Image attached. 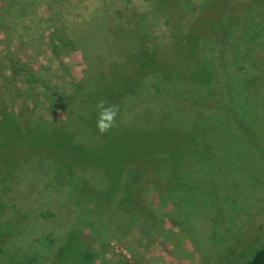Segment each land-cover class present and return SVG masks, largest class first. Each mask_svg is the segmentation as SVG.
<instances>
[{"label":"rangeland","instance_id":"1","mask_svg":"<svg viewBox=\"0 0 264 264\" xmlns=\"http://www.w3.org/2000/svg\"><path fill=\"white\" fill-rule=\"evenodd\" d=\"M221 2L212 0L205 7L207 12L218 16L224 8ZM195 3L197 0H191L189 7L193 18L200 12ZM105 4L144 14L150 13L151 0H60L55 7L60 8L65 26L86 33L93 9ZM0 7L5 8L3 0ZM27 13L14 20L21 29L10 35L12 40L8 27L0 26V76L9 78L0 77L3 91L16 85L24 88L22 75L35 72L70 93L86 66L83 53L73 47L54 52L47 44L44 35L53 26L46 20L50 14L47 0H34ZM32 15L37 17L34 22L30 21ZM147 19L145 44L136 43L141 47L126 43L127 38L123 44L112 34L98 41L108 50L104 62L115 66L118 58L116 67L131 73L130 83L141 84L134 77L142 61L151 66L152 55L157 59V65L150 68L158 75L154 89L145 95L138 92L140 109L134 108L137 104L132 98L127 99L129 105L116 118L125 124L120 129L115 122L111 129H120L121 137L108 142L107 156L114 161L135 155L136 161H142L147 149L155 148L165 155L175 149L171 161L177 164L183 154L192 157L193 152L196 179H159L150 172H141L136 179L128 175L122 191L113 198L118 209L92 212L97 215L95 223L87 228L83 219L77 223V216L80 219L84 212L76 204L77 196L83 193L80 187L97 192L105 189L106 181L58 179L53 169L49 172V163L34 160L20 165L19 150L10 151L15 163L11 168L3 165L6 178L0 179V264H242L256 249L264 248V32L248 57L246 51L238 53L243 63L236 71L230 53L222 62L216 60L217 69H212L208 64L211 49L198 42L199 36L173 31V23L167 27L162 18L157 22L150 14ZM188 23L192 30L205 24L198 19ZM42 42L46 44L41 46ZM155 45L153 51L145 50ZM225 45L218 40L215 50L222 51ZM10 53L13 76L5 59ZM236 75L244 79L239 81ZM100 87L105 91L110 88L106 84ZM116 89L110 102L119 97ZM17 93L16 103H20L24 93ZM7 102L13 104V99ZM37 113L46 121L58 117L48 112L46 105ZM180 182L191 184L193 192L186 191L187 195L180 197L187 211L178 207L179 211L173 212L177 221L163 214L177 205H168L163 199L169 185L178 200L175 190ZM216 195L219 201L214 206L208 204ZM184 214L190 219L182 227ZM131 217L138 225L130 228ZM68 236L70 248L63 250Z\"/></svg>","mask_w":264,"mask_h":264},{"label":"trees","instance_id":"2","mask_svg":"<svg viewBox=\"0 0 264 264\" xmlns=\"http://www.w3.org/2000/svg\"><path fill=\"white\" fill-rule=\"evenodd\" d=\"M3 1L5 2V8L0 7V13L3 12L0 15V26L8 27L6 32L10 37L16 30L21 29L19 23L14 20L22 18V16L23 18L28 16L27 8L34 0ZM180 1L182 2V0H151L150 13L144 14L136 11L130 12L125 7H123V10H121L122 8L112 9L111 5L105 4L100 8L93 9L91 18L86 22L90 29L88 32L82 33L73 26L71 28L65 26L60 18V8L55 7L58 6L60 0H47L50 14L46 20L53 22L52 29L47 31V35L42 34L48 37L47 44L50 45L53 51L67 47L80 50L85 57L86 66L82 77L71 85L70 93H66L64 89L51 84L45 77L35 72L22 75L23 84L21 86H24V88L16 85L13 89L3 91L0 85V177H2L0 179L6 178L2 174L3 165L9 164L11 168L15 163L14 157L10 156L9 152L18 149L20 154L18 164H29L34 160L40 164L49 163V172L51 173L53 169L58 179H100L101 182L102 180L106 181L105 189H98L97 192L90 188L80 187L83 189V193L77 196L76 204L81 206L84 212L80 215V219L79 215L77 216V223L83 219L85 227L92 226L95 223L94 218L97 215H93L92 212L118 209L114 205L116 202L113 198L116 192L122 191L123 179H127L128 175L131 179H136L141 172L148 175V172H150L159 179H196L195 174L197 171H195L191 160L193 152L192 157L191 154H183L178 159L177 164L171 161L175 156V149L165 155L161 151H156L155 148L147 149L144 152L142 161H136L135 155L127 159L117 158L113 161L112 156H107L106 147L109 146L107 145L108 142L110 143V141L121 137L118 131L125 123L116 119V125H119L120 129L114 132L110 130L111 132L103 135L98 132L96 127L98 115L96 105L98 101L103 100L106 102L107 100L106 105L116 106L118 113L121 114L123 108L129 105L127 99L131 100L132 98L137 104L141 100V98L140 100L137 99L138 92L141 95L152 92L155 87L154 83L158 80L157 73L150 71L153 69H150L151 66L157 65L155 54L152 55L153 64L151 66L148 62L142 61L143 65H140L141 68L135 72L134 80L138 79L141 82L139 85L135 81L129 82L133 78L130 77L131 73L129 71L116 67L119 63L118 58L115 59V66L106 64L103 58L108 54L107 47L99 46L100 40L104 37L112 34V37L119 39L123 44L125 38H127L126 43L131 42V45L135 43L134 46L141 47L142 44H145L143 39L147 37V33H145L146 22L150 14L157 22L162 18L163 24L167 27L170 23H173V31H180L188 36H199L198 42L203 43L202 46L211 49L208 64L212 69L216 68V60L219 59L222 62V60H225V56L230 53V55H233V61L231 62L236 65L234 67L236 71L243 63L240 62L238 53L246 51L244 54L248 57L250 51L256 47L254 43L259 41L260 33L264 32V0H249L247 2H244V0H222L221 3L224 8L220 14L218 13V16L207 12L206 8L208 7L206 6L212 0H197L195 5L199 6L200 12L197 13L198 17L196 18L190 15L192 13L191 9L189 10L191 0H184V3L181 4ZM227 2L230 3L227 4ZM137 15H141L140 19H134ZM185 16L190 18L189 21L184 23L182 18ZM35 18L37 17L32 15L30 21L34 22ZM195 19L200 20V23H205L204 28L199 27L192 30L191 24L188 22ZM204 20L206 22H202ZM240 25H242L241 30L239 29ZM245 25L249 29L244 28ZM245 35L248 36L245 40H241ZM10 39L12 40L11 37ZM218 40L224 41L226 44L222 51L215 50ZM42 44L46 43L42 42L41 46H43ZM154 49H156V45L145 50L153 51ZM88 51L93 53L89 54ZM11 58L12 53L5 59L11 76H13L12 74L15 73ZM0 77L3 80L9 79L4 74ZM237 77L236 75L234 78L239 81L244 79ZM100 84H106L110 88L107 91L102 90ZM115 88L120 90H115V93L118 92L119 97L112 99L110 102ZM17 92L25 94V96L23 94L24 97L22 96L23 99L20 103H16L17 98L15 95L18 94ZM32 94L35 95L31 96ZM9 98L13 99V104L7 102ZM45 105L48 112L55 113L58 117L46 121L37 113V110L45 107ZM134 108L140 109L141 105L137 104ZM4 151L9 155L5 156ZM81 168L84 171L81 172ZM26 171L29 172L30 169ZM190 186L191 184H188V182L177 184L175 193L179 195V199L176 200L172 194L174 188L168 185L167 196L163 200L168 205L176 204L177 208L181 207L182 211L184 209L187 211L181 203L182 198L180 197L186 196L187 194L184 193L186 191L193 192L189 189ZM178 191L179 193L183 192L184 195L178 194ZM216 196L211 197L208 204L214 206L220 199L218 195ZM224 198L222 197V199ZM41 199L42 197L39 200L41 201ZM119 199H117L118 202L122 201V199ZM226 199L224 200L226 201ZM201 201L204 203L203 200ZM177 208L172 207L171 212L163 214L173 216L179 221V218H176L174 214L176 210L179 211V208ZM151 213L155 214L156 212ZM186 216L184 214L182 224H180L181 221L178 222L182 227L185 220L190 219L189 216ZM148 217L153 219V216ZM135 225H138V223L131 217L129 227ZM70 241L71 238L68 236L65 241L67 246L61 248L63 250L70 248ZM242 264H264V248L256 249L250 260Z\"/></svg>","mask_w":264,"mask_h":264},{"label":"clouds","instance_id":"3","mask_svg":"<svg viewBox=\"0 0 264 264\" xmlns=\"http://www.w3.org/2000/svg\"><path fill=\"white\" fill-rule=\"evenodd\" d=\"M96 108L98 111L96 127L98 132L103 135L115 126L118 108L116 106L106 105L103 100L97 102Z\"/></svg>","mask_w":264,"mask_h":264}]
</instances>
